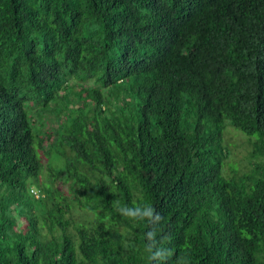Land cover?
Masks as SVG:
<instances>
[{
    "label": "trees",
    "instance_id": "trees-1",
    "mask_svg": "<svg viewBox=\"0 0 264 264\" xmlns=\"http://www.w3.org/2000/svg\"><path fill=\"white\" fill-rule=\"evenodd\" d=\"M227 126L264 159V0H0V264H264Z\"/></svg>",
    "mask_w": 264,
    "mask_h": 264
},
{
    "label": "rangeland",
    "instance_id": "rangeland-1",
    "mask_svg": "<svg viewBox=\"0 0 264 264\" xmlns=\"http://www.w3.org/2000/svg\"><path fill=\"white\" fill-rule=\"evenodd\" d=\"M69 84L74 91L77 90L74 81H70ZM58 106L59 105H51L49 110L45 112L39 111L37 107L31 109V115L35 123V127L40 133L45 130L52 132V130L57 126L58 115H56V111L58 110ZM225 132L224 139L227 155L223 167L224 174L227 177L253 174L256 167L260 163H264L263 158H254L251 155L252 142L257 139V135L247 138V136L232 127L226 128ZM39 155H41V153H39ZM46 162V159L43 158V164H46ZM47 175V170H44L42 178H46ZM32 189L35 190L34 187Z\"/></svg>",
    "mask_w": 264,
    "mask_h": 264
},
{
    "label": "clouds",
    "instance_id": "clouds-1",
    "mask_svg": "<svg viewBox=\"0 0 264 264\" xmlns=\"http://www.w3.org/2000/svg\"><path fill=\"white\" fill-rule=\"evenodd\" d=\"M120 211L122 214L126 216H135L137 211H142L144 216H150L153 214V209L151 207H145L144 209L139 210V209L129 208L127 206H122L120 208Z\"/></svg>",
    "mask_w": 264,
    "mask_h": 264
}]
</instances>
